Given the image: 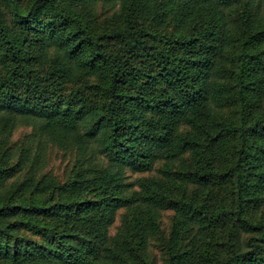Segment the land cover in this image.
I'll return each mask as SVG.
<instances>
[{
	"label": "trees",
	"instance_id": "1",
	"mask_svg": "<svg viewBox=\"0 0 264 264\" xmlns=\"http://www.w3.org/2000/svg\"><path fill=\"white\" fill-rule=\"evenodd\" d=\"M0 264H264V0H0Z\"/></svg>",
	"mask_w": 264,
	"mask_h": 264
},
{
	"label": "rangeland",
	"instance_id": "2",
	"mask_svg": "<svg viewBox=\"0 0 264 264\" xmlns=\"http://www.w3.org/2000/svg\"><path fill=\"white\" fill-rule=\"evenodd\" d=\"M100 12L102 13V11L100 10ZM17 136L16 137H18V135H20V134H24L25 132H24V130L22 131V130H18L17 131ZM54 151V155L52 156V161H51V164H50V166H49V170H51L55 175H62L64 172H65V170H66V166L68 165V163H69V160L68 159H66L65 158V155L62 153V152H59V151H57V150H55V149H53ZM52 151V150H51ZM128 176H129V182H132V181H134L137 177H141V176H145V174L143 175V174H138V173H133L132 171H129V173H128ZM168 214H166V216H167ZM119 221L116 223V225H115V227L116 226H118L119 225ZM164 223H165V225L168 223V217H165V219H164ZM115 227H113V229H112V234H114L115 232H116V228Z\"/></svg>",
	"mask_w": 264,
	"mask_h": 264
}]
</instances>
